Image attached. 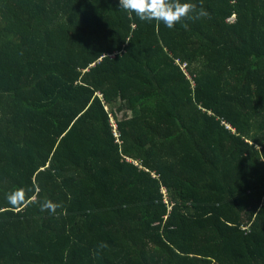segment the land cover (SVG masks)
<instances>
[{"label": "trees", "instance_id": "obj_1", "mask_svg": "<svg viewBox=\"0 0 264 264\" xmlns=\"http://www.w3.org/2000/svg\"><path fill=\"white\" fill-rule=\"evenodd\" d=\"M182 2L0 0V264H264V0Z\"/></svg>", "mask_w": 264, "mask_h": 264}, {"label": "clouds", "instance_id": "obj_2", "mask_svg": "<svg viewBox=\"0 0 264 264\" xmlns=\"http://www.w3.org/2000/svg\"><path fill=\"white\" fill-rule=\"evenodd\" d=\"M119 8L129 14H134L139 20L163 23L168 28H173L185 18L201 19L208 16L207 11L202 7L197 11L195 5L182 2V0H119ZM190 13L195 15L190 16ZM8 203L17 207L25 200L22 190H14L7 196ZM60 205L51 200H44L40 204L42 212L48 211L55 214ZM106 246V245H103Z\"/></svg>", "mask_w": 264, "mask_h": 264}, {"label": "rangeland", "instance_id": "obj_3", "mask_svg": "<svg viewBox=\"0 0 264 264\" xmlns=\"http://www.w3.org/2000/svg\"><path fill=\"white\" fill-rule=\"evenodd\" d=\"M127 160L130 161V162H133V163L136 164V165H139V162H137V161H135V160H132V159H129V158H127ZM155 174H156V173H155ZM163 194H164V196H165V200H166V202H168V194L166 193L165 188L163 189Z\"/></svg>", "mask_w": 264, "mask_h": 264}, {"label": "built area", "instance_id": "obj_4", "mask_svg": "<svg viewBox=\"0 0 264 264\" xmlns=\"http://www.w3.org/2000/svg\"><path fill=\"white\" fill-rule=\"evenodd\" d=\"M234 20H235V18L233 17L231 20H229V21H231V22H234ZM184 67V66H183ZM111 122H112V124H113V127H114V129H115V131H116V136H118V133H117V124H116V122H115V120L113 119V118H111ZM166 191V190H165ZM166 193H167V191H166Z\"/></svg>", "mask_w": 264, "mask_h": 264}]
</instances>
